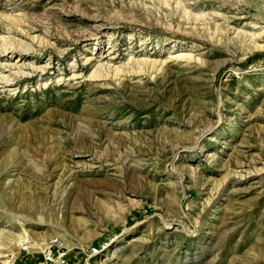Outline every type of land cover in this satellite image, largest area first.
Listing matches in <instances>:
<instances>
[{"label":"rangeland","instance_id":"374dc122","mask_svg":"<svg viewBox=\"0 0 264 264\" xmlns=\"http://www.w3.org/2000/svg\"><path fill=\"white\" fill-rule=\"evenodd\" d=\"M0 82V264H264V0H0Z\"/></svg>","mask_w":264,"mask_h":264},{"label":"built area","instance_id":"2783aa9c","mask_svg":"<svg viewBox=\"0 0 264 264\" xmlns=\"http://www.w3.org/2000/svg\"><path fill=\"white\" fill-rule=\"evenodd\" d=\"M18 253L26 257H34L30 263L24 264H71L69 259L71 250L61 236H52L40 245L24 241L20 244L18 252L6 255L4 264H23L19 260ZM91 257L88 255L87 258H83V264H92Z\"/></svg>","mask_w":264,"mask_h":264},{"label":"bare ground","instance_id":"6f19581e","mask_svg":"<svg viewBox=\"0 0 264 264\" xmlns=\"http://www.w3.org/2000/svg\"><path fill=\"white\" fill-rule=\"evenodd\" d=\"M259 34V33H258ZM12 49H13V47H12ZM11 50V49H10ZM4 51H5V48H4ZM178 58H180V59H186L187 61H192V60H194L195 58L193 57V56H191V55H179V57L177 56V59ZM133 60V58L130 60V61H132ZM90 60H88V62H89ZM140 61H142V60H140ZM140 61H138V62H140ZM134 62V61H133ZM197 62H199V60H197ZM129 63V62H128ZM201 64V63H200ZM98 67L92 72V74L90 75V79H98V78H103V76L105 75V73L107 72V71H109V72H113V71H115V76L116 75H119V74H122L121 72H123V71H120L119 70V67L117 68H115L114 66H112L111 64H109V63H107V64H99V65H97ZM198 67V66H197ZM100 68V69H99ZM106 71V72H105ZM105 72V73H104ZM109 72L107 73V74H109ZM103 74V75H102ZM106 74V75H107ZM121 76V75H120ZM126 76V75H125ZM131 76V75H130ZM117 77H119V76H116L115 78H117ZM104 78H106V77H104ZM3 80V79H2ZM7 83H9V79H8V81L7 80H5ZM1 83V82H0ZM71 87V86H70ZM68 180H70V179H68ZM63 189H66V188H63ZM65 192V191H64ZM63 192V193H64Z\"/></svg>","mask_w":264,"mask_h":264}]
</instances>
